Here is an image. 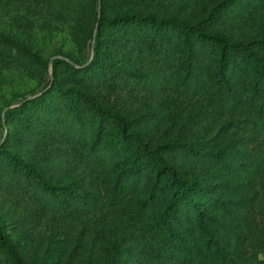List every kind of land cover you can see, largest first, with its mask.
Masks as SVG:
<instances>
[{"label":"trees","instance_id":"trees-1","mask_svg":"<svg viewBox=\"0 0 264 264\" xmlns=\"http://www.w3.org/2000/svg\"><path fill=\"white\" fill-rule=\"evenodd\" d=\"M1 6L72 50L0 30V264H264V0Z\"/></svg>","mask_w":264,"mask_h":264},{"label":"rangeland","instance_id":"rangeland-1","mask_svg":"<svg viewBox=\"0 0 264 264\" xmlns=\"http://www.w3.org/2000/svg\"><path fill=\"white\" fill-rule=\"evenodd\" d=\"M16 17H19V19H16ZM19 20L28 24L26 25V32L24 31L25 29H21ZM0 30L6 32L22 31L23 35L26 36V40L39 49L42 55L46 57L57 50H72L64 25L46 18L44 20L38 18L30 8L1 6ZM0 67V106L20 101L39 90L38 84L34 79H31L14 66L1 63ZM1 133L0 129V135Z\"/></svg>","mask_w":264,"mask_h":264}]
</instances>
